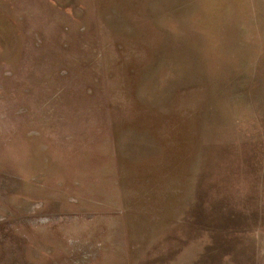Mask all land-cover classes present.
Returning a JSON list of instances; mask_svg holds the SVG:
<instances>
[{"label": "rangeland", "instance_id": "374dc122", "mask_svg": "<svg viewBox=\"0 0 264 264\" xmlns=\"http://www.w3.org/2000/svg\"><path fill=\"white\" fill-rule=\"evenodd\" d=\"M0 264H264V0H0Z\"/></svg>", "mask_w": 264, "mask_h": 264}]
</instances>
